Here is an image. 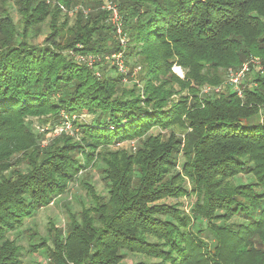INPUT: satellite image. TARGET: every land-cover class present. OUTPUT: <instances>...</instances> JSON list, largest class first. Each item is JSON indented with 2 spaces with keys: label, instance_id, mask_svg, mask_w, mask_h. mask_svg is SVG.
I'll use <instances>...</instances> for the list:
<instances>
[{
  "label": "trees",
  "instance_id": "obj_1",
  "mask_svg": "<svg viewBox=\"0 0 264 264\" xmlns=\"http://www.w3.org/2000/svg\"><path fill=\"white\" fill-rule=\"evenodd\" d=\"M109 1L125 47L103 0L83 1L87 16L0 0V264L39 253L49 264H264V0ZM118 53L126 75L76 59ZM246 63L241 96L231 85L204 94ZM32 119H69L76 136L47 140ZM133 141L136 152L112 149ZM96 168L102 193L79 178ZM78 182L82 210L26 250L25 226ZM186 198L189 212L166 202Z\"/></svg>",
  "mask_w": 264,
  "mask_h": 264
},
{
  "label": "rangeland",
  "instance_id": "obj_2",
  "mask_svg": "<svg viewBox=\"0 0 264 264\" xmlns=\"http://www.w3.org/2000/svg\"><path fill=\"white\" fill-rule=\"evenodd\" d=\"M48 1L50 2V5H52L54 7H58L59 4L62 5L61 2H59V0H48ZM83 1H85V0H76L77 3L74 4L70 10L66 9V12L63 11L64 12L63 15L66 14L69 16V15H72V13H70V12L73 11L74 9L84 8ZM107 1H109V0H103V2H107ZM12 5H13V0L11 2L10 6L12 7ZM86 10H88V9H86ZM14 17L16 18V21H17L18 15L16 13L14 14ZM70 19H71V21H73L75 19V16H73V17L70 16ZM111 19H112V17L110 18V21H111ZM111 25H113L112 22H111ZM120 25H121V28L123 31L124 28L122 27V23H120ZM44 33H45V30H43V33H41L38 37H34L33 42L35 44H42L44 42V38H45ZM116 36H117L116 39L119 40V44H121L122 43V42H120L121 38L118 35V33H116ZM123 37H125V35ZM99 57L101 59H100V61L97 60L95 65L96 64L104 65L105 63H111V61L105 60L101 56H99ZM95 58H97V56ZM250 61L253 62L255 67H258V68H256V70L260 71L261 61L258 59H252ZM113 64L116 65V63H113ZM114 65H112V66H114ZM124 66H125V64H124ZM129 70H130V68H126L125 72H120V71L119 72L122 75H126L129 72ZM139 71H140V69L136 70V73H135L136 76L135 75L133 76L132 82H130V80H129V82L127 80L125 81V83L128 87H132L134 84H139V78H137V77H139V73H138ZM173 73L176 74L181 79H183L185 77V72L178 66H175L173 68ZM227 78L228 77H227V71H226L225 78H224L225 79L224 84H223V86H221L223 92H226L228 90V88L230 87L227 84V81H228ZM249 78L250 77H247L242 85H246ZM242 85H241L240 89L243 88ZM232 88L235 90L234 87H232ZM90 119H91V117H89L88 115H83V116H81L80 120L81 121H89ZM31 121L34 122V126L38 132H40V131L42 133L48 132L47 137H46L47 140L60 137L64 132H68L71 136H76L74 133V128L70 127L71 123L69 122V119H68V122H66L62 126H55V127H53L51 124L42 125V124H40L38 119H32ZM152 133L155 134V133H157V131H153ZM140 144L141 143L139 141L126 142V143H122L121 145H118V146L116 145L112 149H114V150H117V149L118 150H127L128 152H136V150ZM79 178H80L81 182H83L84 184H89V185L93 186L98 192L102 193L105 189V184L102 180V173H101V170L99 168L90 169L88 171L82 172L80 174ZM81 182H78L77 184H75V183L71 184L68 197L64 199V202L62 205H54V206H51L47 209L41 210L39 212V214L36 216V218L34 219V221L28 223L25 226L24 230H26V231L28 229H30V230L32 229V232H29V233L26 232L25 235H23V237L21 239V244L26 250L28 249V246H29L30 237H33V235L35 233L37 234V238H36L37 240H35L33 243L38 241L39 238H46L49 236V228L51 226L50 225L51 222L54 223L60 229L61 228L64 229V227H66V224L69 221V218H68L69 210H72V212L74 214H78V212H80L82 210V207H83L82 203L87 202L88 193H87V186H83L81 184ZM166 202L170 203V204H175L177 202H180L183 204L184 210H186L187 212H189V210L192 206V201L190 199H187V198L179 200V201L170 199ZM49 244H51V242H49ZM133 261L134 260L132 258H128L126 260L127 264H131ZM24 262H25V264H34V262L39 263V264H49L47 257L44 255H41V253L35 254V255H30V256L26 255Z\"/></svg>",
  "mask_w": 264,
  "mask_h": 264
},
{
  "label": "built area",
  "instance_id": "obj_3",
  "mask_svg": "<svg viewBox=\"0 0 264 264\" xmlns=\"http://www.w3.org/2000/svg\"><path fill=\"white\" fill-rule=\"evenodd\" d=\"M42 1H46L48 4H50V2L48 0H42ZM60 8L66 12V8L62 5H60ZM103 9L109 11L111 13V22L113 23V25L116 28V33H118V35L120 36L121 40L120 42L121 45L123 47H125L127 45V38L123 37V31L121 28V21H120V16H119V12L117 10V7L111 2V1H107L104 3ZM82 12L84 15H88L89 11L86 10L85 8H77L74 9L73 11H71L70 13L76 14ZM123 38V39H122ZM95 55H89V56H82V55H78L76 57V59L83 63L88 65L89 67H94L95 63L97 60L100 61V57L97 56V58L94 57ZM99 57V58H98ZM105 60L111 61V64L114 65L113 63H116L115 66H117L119 68L120 72H125L126 71V67L124 66L123 63V54L122 53H118V54H114L111 57H106ZM250 64L251 63H246L244 64L239 70H229L228 72V81L227 84L231 85L235 88V91L238 93L239 96H241L242 91L240 89L241 85L243 84V82L246 80L247 74L249 73L250 70ZM253 64V62H252ZM254 65V64H253ZM222 91V88H212V87H208L204 90L205 94H210V93H220ZM71 127V126H70Z\"/></svg>",
  "mask_w": 264,
  "mask_h": 264
}]
</instances>
